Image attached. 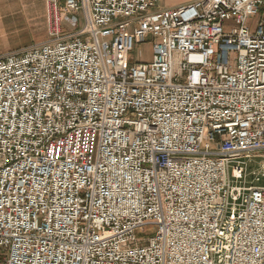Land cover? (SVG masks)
I'll return each mask as SVG.
<instances>
[{"label":"built area","instance_id":"obj_1","mask_svg":"<svg viewBox=\"0 0 264 264\" xmlns=\"http://www.w3.org/2000/svg\"><path fill=\"white\" fill-rule=\"evenodd\" d=\"M157 1L0 58V264H264V0Z\"/></svg>","mask_w":264,"mask_h":264},{"label":"crops","instance_id":"obj_2","mask_svg":"<svg viewBox=\"0 0 264 264\" xmlns=\"http://www.w3.org/2000/svg\"><path fill=\"white\" fill-rule=\"evenodd\" d=\"M47 2L48 0H0V58L21 54L32 47L51 41L47 19ZM188 3L171 6L168 9H174ZM63 26L64 30L69 28L66 24ZM38 32H41L45 37L38 45L25 38Z\"/></svg>","mask_w":264,"mask_h":264},{"label":"rangeland","instance_id":"obj_3","mask_svg":"<svg viewBox=\"0 0 264 264\" xmlns=\"http://www.w3.org/2000/svg\"><path fill=\"white\" fill-rule=\"evenodd\" d=\"M190 1H192V0H160V1H157V3L155 4V7L152 10L156 11L158 9H168L171 6L185 4V3H188ZM73 16L78 23L79 28L77 30H80L84 24V17H83V15H73ZM47 18H48V15H47ZM63 28H64V26H62V29ZM64 31L68 32V33H75L76 32V30H72L70 28H66ZM25 38L29 39V41L31 43L38 45V44H40V42H42L44 40L45 37H43V34L41 32H38L35 35L32 34V36H29V37L26 36ZM50 40H53V38H51ZM152 40H153L152 36H148L146 38V42H147L146 44L136 46L134 48V51L130 54V59L134 63L150 62L152 60V47L149 44V42H151ZM259 161H260V159L258 156L253 157L251 160H249L248 166H249V172L251 174H253L254 171L256 170ZM252 179H253V176L251 175L249 178V181ZM153 232H154L153 226H146L142 229V231L140 233H138V237L140 239L150 238L153 236Z\"/></svg>","mask_w":264,"mask_h":264}]
</instances>
